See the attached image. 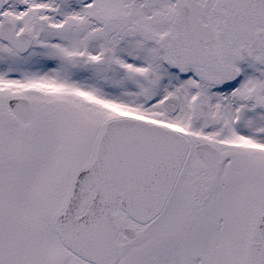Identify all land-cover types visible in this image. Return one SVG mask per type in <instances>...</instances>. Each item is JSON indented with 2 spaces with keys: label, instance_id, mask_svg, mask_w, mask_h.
<instances>
[{
  "label": "snow or ice",
  "instance_id": "6c2138e0",
  "mask_svg": "<svg viewBox=\"0 0 264 264\" xmlns=\"http://www.w3.org/2000/svg\"><path fill=\"white\" fill-rule=\"evenodd\" d=\"M0 264H264V0H0Z\"/></svg>",
  "mask_w": 264,
  "mask_h": 264
}]
</instances>
